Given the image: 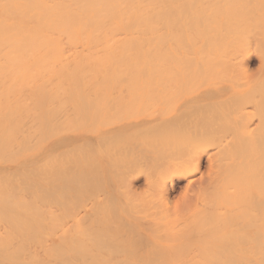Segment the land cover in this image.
<instances>
[{
	"label": "bare ground",
	"instance_id": "obj_1",
	"mask_svg": "<svg viewBox=\"0 0 264 264\" xmlns=\"http://www.w3.org/2000/svg\"><path fill=\"white\" fill-rule=\"evenodd\" d=\"M0 264H264V0H0Z\"/></svg>",
	"mask_w": 264,
	"mask_h": 264
},
{
	"label": "rangeland",
	"instance_id": "obj_2",
	"mask_svg": "<svg viewBox=\"0 0 264 264\" xmlns=\"http://www.w3.org/2000/svg\"><path fill=\"white\" fill-rule=\"evenodd\" d=\"M253 57H255L254 55L250 58V65H251V67L252 68H255V64H257L256 62V57L255 58H253ZM254 66V67H253ZM205 159H203V161H204ZM206 161H204V162H202V168L204 169L205 167H206V165L205 164H207V163H205ZM205 170V169H204ZM142 178H140L139 179V184L140 183H142ZM140 185H142V184H140ZM183 185V182H181L180 184H179V186H180V188L179 187H176V189H174V191H173V195L175 194V197L176 196H178V195H180V191H181V186ZM141 188V187H140ZM180 190V191H179Z\"/></svg>",
	"mask_w": 264,
	"mask_h": 264
}]
</instances>
